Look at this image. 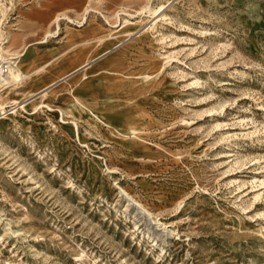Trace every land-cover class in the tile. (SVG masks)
<instances>
[{"label":"rangeland","instance_id":"374dc122","mask_svg":"<svg viewBox=\"0 0 264 264\" xmlns=\"http://www.w3.org/2000/svg\"><path fill=\"white\" fill-rule=\"evenodd\" d=\"M88 24L94 79L29 84ZM0 47V264H264V0H0Z\"/></svg>","mask_w":264,"mask_h":264},{"label":"crops","instance_id":"0c3cea01","mask_svg":"<svg viewBox=\"0 0 264 264\" xmlns=\"http://www.w3.org/2000/svg\"><path fill=\"white\" fill-rule=\"evenodd\" d=\"M65 36L69 37L68 43L56 49L38 45L27 47L25 61L30 70L29 79H33L29 84L36 86L54 79H94L95 69L107 65V56L102 55L108 50H105V43L98 41L101 37L99 26L71 27L69 31L65 29L62 37ZM84 89L80 88L79 92L85 94Z\"/></svg>","mask_w":264,"mask_h":264},{"label":"bare ground","instance_id":"6f19581e","mask_svg":"<svg viewBox=\"0 0 264 264\" xmlns=\"http://www.w3.org/2000/svg\"><path fill=\"white\" fill-rule=\"evenodd\" d=\"M5 13V12H4ZM3 48L0 47V51L2 50ZM10 63H13L12 61H10ZM11 67V69H10ZM10 69V70H9ZM9 72H10V75H9ZM26 74H23L22 70L20 69V67L15 63V64H9L8 65V69H7V72H6V75H4L3 77V82L5 84H8L6 87L10 86L11 85V82H13V84H16V83H19L20 81H22V79H25L26 78ZM4 83H2L4 85ZM0 84V85H2ZM3 90V89H1ZM17 102V101H15ZM0 108H3V105L0 104ZM138 213V212H137Z\"/></svg>","mask_w":264,"mask_h":264},{"label":"built area","instance_id":"2783aa9c","mask_svg":"<svg viewBox=\"0 0 264 264\" xmlns=\"http://www.w3.org/2000/svg\"><path fill=\"white\" fill-rule=\"evenodd\" d=\"M9 64H11L10 61L0 62V79H3L4 75H6Z\"/></svg>","mask_w":264,"mask_h":264}]
</instances>
